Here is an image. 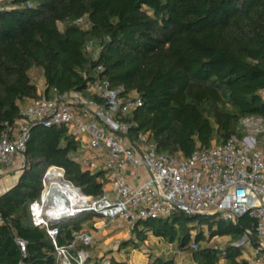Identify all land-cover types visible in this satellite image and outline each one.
I'll return each instance as SVG.
<instances>
[{"label":"trees","instance_id":"1","mask_svg":"<svg viewBox=\"0 0 264 264\" xmlns=\"http://www.w3.org/2000/svg\"><path fill=\"white\" fill-rule=\"evenodd\" d=\"M85 17L89 26L75 21ZM93 42L96 53L85 46ZM40 69L39 93L31 71ZM95 78L107 79L121 95L137 92L143 101L131 117L140 132L151 134L159 153L210 148L246 137L242 120L264 124V0H5L0 3V137L19 118L22 103L41 96L83 90ZM264 135V133H263ZM79 143L65 126L34 124L24 152L25 166L15 186L0 196V264H56V249L45 229L35 227L30 204L39 199L50 167L83 194L103 192V173L83 171L72 155ZM57 223V242L69 245L74 231L95 216ZM254 219L236 224L216 215L175 211L165 219L138 221L118 251L140 249L150 235L191 249L194 264H248L237 246ZM195 232V235L192 233ZM207 232V234H206ZM231 237L225 247L203 246L215 237ZM27 245L24 256L16 243ZM192 240L197 244L191 248ZM254 244L256 239L252 236ZM80 244L70 250L74 264ZM129 252V251H127ZM109 251L84 264H136ZM138 264H177L151 257Z\"/></svg>","mask_w":264,"mask_h":264},{"label":"built area","instance_id":"2","mask_svg":"<svg viewBox=\"0 0 264 264\" xmlns=\"http://www.w3.org/2000/svg\"><path fill=\"white\" fill-rule=\"evenodd\" d=\"M75 24L89 26L85 17ZM85 49L95 53L93 42H88ZM260 94L264 100V89ZM142 105L137 92L121 95L107 79L95 78L83 90H54L51 97L32 99L21 109L20 118L1 134L0 164L9 169L17 155L24 157L34 124L65 126L79 143L72 157L81 169L103 173V192L98 197L83 194L69 182L86 203L69 215L55 210L58 195L53 200L45 199L51 187L47 178L51 167L44 174L41 196L29 210L32 224L45 229L52 238L56 264H74L70 250L80 244L93 247L97 234L74 231L69 245H59V222L92 212L103 221V227L110 226L113 231L130 229L132 234L138 221L165 219L175 211L216 215L234 224L248 214L254 219L253 227L235 244L247 249L248 264H264V145L255 136H248L243 140L230 138L222 144L213 142L209 149L199 146L189 157L181 152L159 153L150 133L132 137L131 130L137 125L125 120ZM241 123L254 130L263 125V120L249 116ZM140 169L147 176L138 174ZM135 177H140L137 184L133 182ZM0 223H4L2 218ZM16 243L25 256V241L17 238ZM191 248H197L193 240ZM90 256L89 250H81L76 263L84 264Z\"/></svg>","mask_w":264,"mask_h":264},{"label":"crops","instance_id":"3","mask_svg":"<svg viewBox=\"0 0 264 264\" xmlns=\"http://www.w3.org/2000/svg\"><path fill=\"white\" fill-rule=\"evenodd\" d=\"M39 93L42 94L45 90V80L43 77V81L41 84V87L38 85ZM31 102V100H25L22 105L26 106ZM25 165V160L23 156L17 155L14 159V162L12 164L11 168H6L4 165L0 164V196L11 189L13 186L17 184L19 181V178L22 173V168ZM138 174H141L142 176H147L144 169H140ZM134 175V174H133ZM140 180V177H135L133 179L134 183H138ZM88 224L95 229V233H101L102 236H106L111 232V227H103V221L99 218L92 217L90 220L87 221V223H83V226H88ZM96 225V226H95ZM97 227H100L97 229ZM84 228V227H83ZM99 231H97V230ZM85 230V229H84ZM130 229H125L123 231H117L114 234H112L108 239H122V234H125L124 237L127 240L129 239L132 234L130 233ZM96 234V235H97ZM223 237H229V236H223ZM117 241V240H116ZM229 241H231V237H229ZM113 251L112 255L118 259V260H128L129 263H143L147 262L151 257L156 256H163L165 258H173L177 264H194V260L192 257V253L183 252L180 250L176 243H168L164 241L163 239H160L158 237H155L153 235H150L147 240L142 244L140 249L136 250H129V249H123L120 252L117 249L109 250ZM129 251V252H127ZM100 251L98 249L91 250V255L93 258L95 257H103L107 253ZM247 254V251L245 250L243 258L245 259V255ZM183 255V257L181 256ZM185 258V261H184ZM218 264H227L225 260H221Z\"/></svg>","mask_w":264,"mask_h":264},{"label":"rangeland","instance_id":"4","mask_svg":"<svg viewBox=\"0 0 264 264\" xmlns=\"http://www.w3.org/2000/svg\"><path fill=\"white\" fill-rule=\"evenodd\" d=\"M95 53L97 54V51H95ZM31 76L33 78V81L39 85L41 87L42 81H43V73L40 69H33L31 71ZM259 128V131H255V129ZM244 132L246 134V137L248 136H255L257 138V140L260 142V145H264V124L261 127H254L252 129H249L247 127H243ZM83 215L79 214L78 216L74 217V218H78L81 219ZM96 216V215H95ZM94 216V217H95ZM90 219H86L83 221V223H87V221ZM85 231H92L94 232L95 229L93 227H91L89 224L88 226H83ZM117 231H113L111 229V232L109 234H107L106 236H102L101 233H98L95 237V244L93 245V247H90L89 251L91 252V250L93 249H98L100 251L106 252L109 250H113V249H117V246H119L120 242L122 239H125L124 235L122 234V239L120 240V238L118 239H108V237H110L112 234H114ZM117 240V241H116ZM231 241H229V237H215L212 238L208 241H203V246H220V245H226L228 243H230ZM247 250V249H245ZM183 252H187V253H191L192 250L189 248L187 250H184ZM183 257V255H181ZM185 261V258H184Z\"/></svg>","mask_w":264,"mask_h":264},{"label":"bare ground","instance_id":"5","mask_svg":"<svg viewBox=\"0 0 264 264\" xmlns=\"http://www.w3.org/2000/svg\"><path fill=\"white\" fill-rule=\"evenodd\" d=\"M47 178L51 182V187L47 190L45 199L53 200L56 195L60 197L55 207L56 211L69 215L77 207L86 204L80 192L65 180L63 170L51 167Z\"/></svg>","mask_w":264,"mask_h":264},{"label":"water","instance_id":"6","mask_svg":"<svg viewBox=\"0 0 264 264\" xmlns=\"http://www.w3.org/2000/svg\"><path fill=\"white\" fill-rule=\"evenodd\" d=\"M63 173H64V171H63Z\"/></svg>","mask_w":264,"mask_h":264}]
</instances>
